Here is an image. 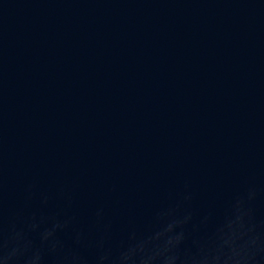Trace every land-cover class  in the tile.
Masks as SVG:
<instances>
[{"label":"water","instance_id":"95a60500","mask_svg":"<svg viewBox=\"0 0 264 264\" xmlns=\"http://www.w3.org/2000/svg\"><path fill=\"white\" fill-rule=\"evenodd\" d=\"M0 264H264V0H0Z\"/></svg>","mask_w":264,"mask_h":264}]
</instances>
